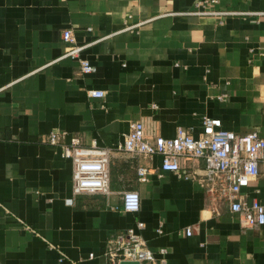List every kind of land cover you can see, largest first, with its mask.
Segmentation results:
<instances>
[{
	"label": "crops",
	"instance_id": "obj_1",
	"mask_svg": "<svg viewBox=\"0 0 264 264\" xmlns=\"http://www.w3.org/2000/svg\"><path fill=\"white\" fill-rule=\"evenodd\" d=\"M195 1L0 0V264H105L107 237L126 227L154 252L165 248L157 264H264V224L242 226L195 179L160 170L157 154L115 147L132 119L155 134L183 126L196 136L208 115L264 137V14L217 22L184 13ZM214 7L264 10V0ZM64 27L83 45L76 56L63 55ZM78 58L94 69L80 72ZM49 131L111 148L105 191L71 192L70 159L44 142ZM125 189L137 191V210L120 208ZM240 193L264 200V160Z\"/></svg>",
	"mask_w": 264,
	"mask_h": 264
},
{
	"label": "built area",
	"instance_id": "obj_2",
	"mask_svg": "<svg viewBox=\"0 0 264 264\" xmlns=\"http://www.w3.org/2000/svg\"><path fill=\"white\" fill-rule=\"evenodd\" d=\"M216 2L217 0H196L193 8L184 13L212 16L217 22H222L229 15L264 14V10L215 8ZM60 36L67 43L63 55L76 56L83 45L74 44L71 29L62 28ZM78 68L80 72H91L94 66L87 59L78 58ZM86 94L101 97L104 91L100 88H88ZM200 122L201 129L196 136L183 126H176L171 136H163L152 130H145L141 119H132L121 142L115 147L144 158L157 154L160 170L171 171L182 178L195 179L211 198L224 200L228 210L238 214L242 226L264 224V200L259 201L254 197L246 199L240 193V188L246 185L248 178L257 174L258 161L264 160V137L254 129L236 133L222 128L218 117L202 115ZM43 140L57 146L59 153L70 159V185L73 194L106 190L107 161L111 151L109 146L98 145L94 140L84 145L75 135L66 140L64 131H49ZM193 157L202 160V167L198 171H182L181 162ZM135 170L138 179H145V165L139 164ZM138 205L139 196L135 189L121 192V209L135 211ZM142 226V221L135 222L137 229ZM156 232H161V228L157 227ZM183 233L189 234L190 227L185 226ZM164 252L163 247L154 252L146 246L138 231L133 227H126L107 237L102 254L105 256V264H118L122 259L136 260L138 264H157L164 260L161 255ZM91 255L90 252L88 256ZM62 257L59 254L58 260H62Z\"/></svg>",
	"mask_w": 264,
	"mask_h": 264
},
{
	"label": "water",
	"instance_id": "obj_3",
	"mask_svg": "<svg viewBox=\"0 0 264 264\" xmlns=\"http://www.w3.org/2000/svg\"><path fill=\"white\" fill-rule=\"evenodd\" d=\"M118 264H138V262L136 260L122 259Z\"/></svg>",
	"mask_w": 264,
	"mask_h": 264
}]
</instances>
